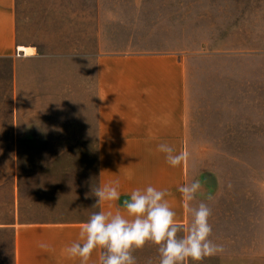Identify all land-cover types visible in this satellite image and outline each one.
Wrapping results in <instances>:
<instances>
[{
    "label": "crops",
    "instance_id": "crops-1",
    "mask_svg": "<svg viewBox=\"0 0 264 264\" xmlns=\"http://www.w3.org/2000/svg\"><path fill=\"white\" fill-rule=\"evenodd\" d=\"M19 2L0 0V59L13 65L12 140H90L94 153L87 154L83 189L55 192L45 202L49 208L81 209V218L23 219V169L15 157L10 215L0 217V264H80L64 249L79 240L81 225L93 212L116 211L132 190L149 185L172 194L167 199L176 219L187 225L177 191L192 182L190 82L180 42V8L176 15L175 8L162 13L118 0H88L63 21L56 42L47 30L23 43ZM40 24L47 26V20ZM21 46L34 52L17 57ZM160 143L177 153L187 151L186 164L170 166L157 151ZM63 154L56 156L86 159L84 154ZM61 171L69 174L55 170L51 175L83 176V169ZM115 181L120 202L111 209L93 207V189ZM41 243L50 250L41 249ZM99 256L94 251L88 264H99Z\"/></svg>",
    "mask_w": 264,
    "mask_h": 264
},
{
    "label": "rangeland",
    "instance_id": "rangeland-1",
    "mask_svg": "<svg viewBox=\"0 0 264 264\" xmlns=\"http://www.w3.org/2000/svg\"><path fill=\"white\" fill-rule=\"evenodd\" d=\"M118 1L162 13L175 8L176 15L180 8L190 82L191 180L199 179L213 196L204 201L212 210L211 238L224 247L203 264H264V0ZM87 2L20 0V40L29 43L48 30L56 42L63 21ZM46 20L47 26L40 24ZM12 72L11 60L0 59V217L10 215L16 157L23 169V219L81 218V209L49 208L45 202L55 192L83 189L87 154L94 153L90 140H12ZM62 153L86 159L56 156ZM65 168L83 169V176L64 175ZM55 170L63 176H52ZM133 254L137 264H159L154 245Z\"/></svg>",
    "mask_w": 264,
    "mask_h": 264
},
{
    "label": "clouds",
    "instance_id": "clouds-1",
    "mask_svg": "<svg viewBox=\"0 0 264 264\" xmlns=\"http://www.w3.org/2000/svg\"><path fill=\"white\" fill-rule=\"evenodd\" d=\"M157 151L165 155L166 162L172 167H181L189 159L187 151L177 153L167 143H160ZM119 189V181L97 186L93 189L97 198L93 207L107 205L111 209L121 200ZM177 191L189 218L187 225L176 219L177 214L167 199L172 194L149 185L132 190L116 211L93 212L81 225L79 240L67 246L64 253L69 258H78L80 264H88L97 250L100 251L99 264H137L133 253L146 244L156 247L159 264H203L205 258L223 253V245L211 239L212 210L204 202L211 201L213 196L203 191L199 179L179 186ZM198 198H202L201 202L194 206L193 202ZM39 247L50 250L44 243Z\"/></svg>",
    "mask_w": 264,
    "mask_h": 264
},
{
    "label": "bare ground",
    "instance_id": "bare-ground-1",
    "mask_svg": "<svg viewBox=\"0 0 264 264\" xmlns=\"http://www.w3.org/2000/svg\"><path fill=\"white\" fill-rule=\"evenodd\" d=\"M21 51H23V52H25V55L27 54H31V53H33L34 51V49H32V48H30V47H27V46H21V49H20Z\"/></svg>",
    "mask_w": 264,
    "mask_h": 264
},
{
    "label": "built area",
    "instance_id": "built-area-1",
    "mask_svg": "<svg viewBox=\"0 0 264 264\" xmlns=\"http://www.w3.org/2000/svg\"><path fill=\"white\" fill-rule=\"evenodd\" d=\"M15 56L21 57V56H26V55H25V52L20 50V47H17L15 50Z\"/></svg>",
    "mask_w": 264,
    "mask_h": 264
}]
</instances>
